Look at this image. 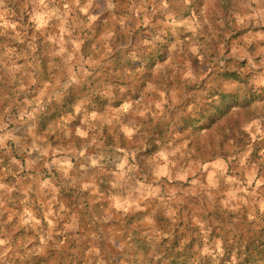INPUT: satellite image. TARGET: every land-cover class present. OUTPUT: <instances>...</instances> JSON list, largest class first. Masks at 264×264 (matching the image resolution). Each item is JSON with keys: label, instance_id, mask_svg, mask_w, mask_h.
Here are the masks:
<instances>
[{"label": "crops", "instance_id": "1", "mask_svg": "<svg viewBox=\"0 0 264 264\" xmlns=\"http://www.w3.org/2000/svg\"><path fill=\"white\" fill-rule=\"evenodd\" d=\"M89 1L47 15L43 59L0 74V245L3 223H18L26 240L35 229L42 246H111L118 262L162 236L146 226L147 199H163L162 178H190L181 162L193 166V139L214 131L196 127L245 96L235 81L190 75L197 46L176 0L134 3L136 16ZM17 190L21 205L8 208ZM175 191L170 207L183 204Z\"/></svg>", "mask_w": 264, "mask_h": 264}, {"label": "rangeland", "instance_id": "2", "mask_svg": "<svg viewBox=\"0 0 264 264\" xmlns=\"http://www.w3.org/2000/svg\"><path fill=\"white\" fill-rule=\"evenodd\" d=\"M81 1L86 0H0V74L9 75L10 65L43 59V33L47 28L42 27L47 15L50 21L65 16L70 8L64 7ZM107 1L115 14L127 11L136 16L139 13L135 10H141L137 3L142 6L145 0ZM176 3L179 16L185 15L192 22L189 34L197 46L187 60L190 75L202 80L235 81V89L245 98L223 102L228 104V111L216 113L213 119L210 115L196 127L214 131L202 135V140L199 136L193 139V166L186 159L181 162L185 172H192L190 178H162L166 181L161 184L163 199L153 195L147 199V207H155V212L146 211V226H160L157 230L162 236L129 248L117 262L111 246H106L104 256H91L82 247L42 246L35 229L28 232L26 240L25 228L18 223L12 227L3 223L5 241L0 245V264H181L185 258L186 264H236L235 252L232 262L226 261L227 248L242 240L249 243L248 238L259 234L264 226V0ZM52 26L53 31L58 22L55 20ZM63 51L68 63L69 55ZM51 58L57 61L55 56L47 61ZM198 143L204 144L202 150L196 149ZM171 191L183 204L168 205ZM19 192L5 200L8 208L21 205ZM147 193L153 191L147 188ZM193 236L201 244L187 249Z\"/></svg>", "mask_w": 264, "mask_h": 264}, {"label": "trees", "instance_id": "3", "mask_svg": "<svg viewBox=\"0 0 264 264\" xmlns=\"http://www.w3.org/2000/svg\"><path fill=\"white\" fill-rule=\"evenodd\" d=\"M229 107L226 108L225 111H228ZM224 111V112H225ZM216 215V213H215ZM215 218H218L216 216ZM196 230V229H195ZM199 238H196L193 236L191 242L186 245V248H192L196 244H201V240H198ZM213 239V238H212ZM249 243L244 244L243 240L236 244H233L231 247H228L226 254L227 258L226 261L231 263L232 262V252H235L236 256V264H264V226L260 230L259 234L256 237L248 238ZM237 245V247H236ZM246 249L244 252L243 250ZM180 255H184L180 254ZM186 258L181 261V264H186ZM222 264H225L224 261Z\"/></svg>", "mask_w": 264, "mask_h": 264}]
</instances>
